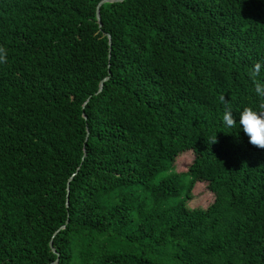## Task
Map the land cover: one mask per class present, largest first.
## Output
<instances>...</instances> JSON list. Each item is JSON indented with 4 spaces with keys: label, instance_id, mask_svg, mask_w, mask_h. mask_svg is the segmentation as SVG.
Wrapping results in <instances>:
<instances>
[{
    "label": "trees",
    "instance_id": "obj_1",
    "mask_svg": "<svg viewBox=\"0 0 264 264\" xmlns=\"http://www.w3.org/2000/svg\"><path fill=\"white\" fill-rule=\"evenodd\" d=\"M99 2L0 0V264H264V0Z\"/></svg>",
    "mask_w": 264,
    "mask_h": 264
},
{
    "label": "clouds",
    "instance_id": "obj_2",
    "mask_svg": "<svg viewBox=\"0 0 264 264\" xmlns=\"http://www.w3.org/2000/svg\"><path fill=\"white\" fill-rule=\"evenodd\" d=\"M7 49L0 46V63H7ZM264 71V62H256L248 71V76L254 84V91L258 97L264 99V79H260L261 73ZM221 101L225 103L223 114V123L228 128L236 125L231 108L227 105L224 97ZM264 110V103L259 105ZM239 125L243 132L249 137V143L257 148L264 149V111H256L252 107H245L239 114ZM217 142V137L211 141V144Z\"/></svg>",
    "mask_w": 264,
    "mask_h": 264
},
{
    "label": "rangeland",
    "instance_id": "obj_3",
    "mask_svg": "<svg viewBox=\"0 0 264 264\" xmlns=\"http://www.w3.org/2000/svg\"><path fill=\"white\" fill-rule=\"evenodd\" d=\"M194 155L192 153H185L181 157H179L176 170L178 171H186L188 169L189 164L192 162ZM164 174H160L156 177V181L160 179ZM179 199H175L174 201H178ZM214 200V193L211 192L205 183H198L194 190V198L189 201L190 206L193 207H206Z\"/></svg>",
    "mask_w": 264,
    "mask_h": 264
},
{
    "label": "water",
    "instance_id": "obj_4",
    "mask_svg": "<svg viewBox=\"0 0 264 264\" xmlns=\"http://www.w3.org/2000/svg\"><path fill=\"white\" fill-rule=\"evenodd\" d=\"M116 1H123V0H100V2L98 3L97 5V19H98V22L100 24V27L102 26V18H101V5L104 4L105 2H116ZM108 36L110 37V49H111V44H112V41H111V35L108 33ZM109 78V76L105 77L103 80H101L100 82V85H99V91H101L103 89V86H104V82L105 80H107ZM98 91V92H99ZM86 117V116H85ZM89 133V131H88ZM70 189V185L68 184V190ZM62 227H65V225H63ZM50 245H51V248L52 250L57 253L59 255V252L56 250V248L54 247L53 245V242L51 241L50 242ZM59 258H57L54 262H52L51 264H56L58 262Z\"/></svg>",
    "mask_w": 264,
    "mask_h": 264
}]
</instances>
